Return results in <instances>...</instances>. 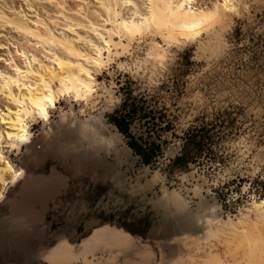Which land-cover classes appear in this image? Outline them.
<instances>
[{"label":"rangeland","instance_id":"obj_1","mask_svg":"<svg viewBox=\"0 0 264 264\" xmlns=\"http://www.w3.org/2000/svg\"><path fill=\"white\" fill-rule=\"evenodd\" d=\"M245 9L216 43L156 39L155 53L141 40L99 77L96 107L65 101L49 123L32 127L31 144L4 143L23 174L0 204V222L19 214L28 182L41 180L56 185L37 223L45 254L69 242L76 256L69 264H232V231L253 220L252 207H264V0ZM131 92L175 122V136L160 133L164 154L155 167L141 163L108 117ZM225 109L232 128L214 149L217 162L169 168L196 119ZM154 127L137 123L133 132ZM121 233L130 241L118 244ZM87 240L91 248L81 253ZM0 264L49 263L0 255Z\"/></svg>","mask_w":264,"mask_h":264},{"label":"bare ground","instance_id":"obj_2","mask_svg":"<svg viewBox=\"0 0 264 264\" xmlns=\"http://www.w3.org/2000/svg\"><path fill=\"white\" fill-rule=\"evenodd\" d=\"M252 2L0 0V203L23 174L4 155V143L31 144L32 127L38 120L49 123L51 111L65 101L94 107L97 80L115 61L131 54L134 44L150 39L151 50L158 53L156 39L169 45L203 36L208 43L219 42L235 14ZM252 208L253 220L232 231V264H264V207ZM38 216H28L35 223L31 227H36ZM19 219L9 218L0 226L13 229ZM114 238L118 244L130 241L122 233ZM89 242L80 246L81 253L91 248ZM72 250L66 242L41 256L49 264H69L76 259Z\"/></svg>","mask_w":264,"mask_h":264},{"label":"trees","instance_id":"obj_3","mask_svg":"<svg viewBox=\"0 0 264 264\" xmlns=\"http://www.w3.org/2000/svg\"><path fill=\"white\" fill-rule=\"evenodd\" d=\"M118 131L126 139L128 147L140 158L142 164L155 167L163 156L164 145L161 141L163 132L175 136V122L162 111L153 108L145 97H135L129 93L118 109L108 115ZM232 114L225 109L211 119L201 116L190 126L181 138V150L171 160L172 170L188 172L195 165H212L217 162L214 149L232 128ZM154 121L151 131L137 134L134 126L146 125Z\"/></svg>","mask_w":264,"mask_h":264},{"label":"crops","instance_id":"obj_4","mask_svg":"<svg viewBox=\"0 0 264 264\" xmlns=\"http://www.w3.org/2000/svg\"><path fill=\"white\" fill-rule=\"evenodd\" d=\"M38 181L35 182L31 180L30 182H28L27 186L29 185V187H27L25 192L22 194L23 202L22 204H19L20 206H18L15 209V211L17 212L19 211L18 212L19 214L17 216L22 217V219L13 222L15 223L13 229L12 228L6 229L3 227L1 228L0 226V255L5 258L15 257L18 259L19 262H34V261L42 260L43 258H44L43 260H45L44 257L45 251H43L46 250V248L43 246L44 233H42L41 231L42 229H40L38 224H37L38 226L37 228L31 227V224H34L35 226V223H33L32 220L30 221L28 216L30 214L32 215L34 214L36 217L39 215L38 221L40 222V218L44 215L43 212L45 207V200H47V198L50 195H52L53 192L56 190L55 189L56 185H54L53 183H49L47 185V184H43V182H38ZM2 203H4V201ZM28 205H30V207H28ZM39 205L43 207L40 212H39V207H40ZM35 211H37V214ZM33 238H36L40 241V245L36 249H30V247L29 248L27 247V244L29 243L28 240ZM43 252H44V256L42 257L41 255L43 254Z\"/></svg>","mask_w":264,"mask_h":264}]
</instances>
